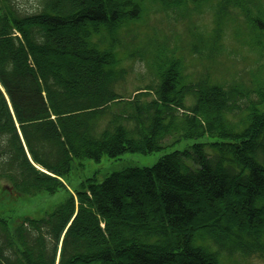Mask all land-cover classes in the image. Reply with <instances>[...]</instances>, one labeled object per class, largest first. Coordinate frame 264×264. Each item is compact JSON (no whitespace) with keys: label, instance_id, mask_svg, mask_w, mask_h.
I'll return each instance as SVG.
<instances>
[{"label":"trees","instance_id":"trees-1","mask_svg":"<svg viewBox=\"0 0 264 264\" xmlns=\"http://www.w3.org/2000/svg\"><path fill=\"white\" fill-rule=\"evenodd\" d=\"M206 7L216 29L208 40L190 31L189 54L214 64L222 26L235 16L253 35L251 47L264 50V0H38L32 12L0 0L1 195L63 194L40 219L0 215V264H239L264 256V79L246 87L212 82L206 72L194 80L182 57L147 42L153 51L124 56L145 62L156 86L129 99L118 91L128 74L123 29L151 9L191 22ZM201 137L218 140L102 183H71L74 160L82 168Z\"/></svg>","mask_w":264,"mask_h":264},{"label":"rangeland","instance_id":"rangeland-1","mask_svg":"<svg viewBox=\"0 0 264 264\" xmlns=\"http://www.w3.org/2000/svg\"><path fill=\"white\" fill-rule=\"evenodd\" d=\"M16 1L24 12H32L37 7L38 0ZM191 19V22L183 19L176 20L173 14L166 15L151 9L143 21L121 31L120 39L123 47L120 49V57L123 60L122 67L128 70V74L125 81L118 87L119 94L129 99L139 89L156 86L157 81L146 67L145 62L131 61L124 56L126 50L132 51L142 47H144L143 50L153 51V48H147L145 45L147 42L153 46L163 44L166 46L165 49L174 51L177 56L182 57L188 74L194 80L206 72H209L212 82L231 84L237 81L246 87L253 85L255 80L264 79V50L258 52L251 47L250 42L253 35L249 33L242 17L235 16L234 21L223 24L222 53L215 58L214 64L189 54L190 43L194 40L190 31L200 33L201 37L203 36L206 40L212 37L216 29L212 11L206 7L201 14H194ZM153 98L151 96L148 99ZM194 102L189 98L186 100V106L191 107ZM217 140L201 137L173 142V139H168L165 141L164 149L152 154L126 153L117 160L103 157L99 163L87 160L82 163V168L79 162L74 160L71 183L78 184L87 179H95L97 183H102L113 173L128 168H151L167 154L184 151L196 143H210ZM62 201L63 194L61 193L56 195L39 193L32 197H24L13 194L2 196L0 191V215H6L14 220L40 219L54 211ZM237 261L239 264H264V256H254L246 261L237 259Z\"/></svg>","mask_w":264,"mask_h":264}]
</instances>
